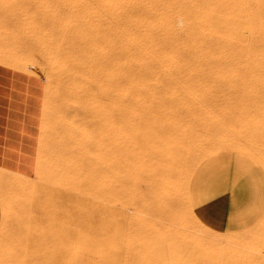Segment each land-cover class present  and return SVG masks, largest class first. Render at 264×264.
<instances>
[{"label":"rangeland","instance_id":"1","mask_svg":"<svg viewBox=\"0 0 264 264\" xmlns=\"http://www.w3.org/2000/svg\"><path fill=\"white\" fill-rule=\"evenodd\" d=\"M263 1L0 0V65L39 77L44 86L43 110L46 109L41 117L40 160L32 174L23 177L0 172V264H175L182 257L226 264L232 257L226 243L195 246L183 239L184 228L199 238L207 232L186 210L187 166L178 171L168 212H164L149 190L157 162L146 158L138 192L142 204L135 212L142 219L136 216L140 221L136 220V214L126 210L116 171L106 172L107 176L93 171L104 158L93 152L100 126L97 119L93 123L86 116L83 102L92 96L102 98V76L112 71L115 83L123 82L128 92V99L117 98V92L113 96L124 110L118 138L123 140L126 131H133L139 121L148 117L169 119L179 113L190 122L185 144L208 148L188 164L193 172L190 186L201 164L224 154L243 156L264 173L256 161L243 154L227 151L211 155L209 150L212 145L235 140L264 148V98H150L157 90V95L163 96L162 90L176 83L186 70L192 77L186 76L184 81L192 82L197 76L209 82L213 92H217L210 76L214 71L235 84L253 74L262 78L258 70L264 66ZM246 21L258 31V47L251 44L254 36L246 34ZM256 59L258 67L253 63ZM164 69L171 75L165 76ZM152 74L157 76L156 81L151 79ZM130 83L135 85L131 91L127 90ZM133 90L142 98H131ZM262 223L264 226V212L246 230L224 233L239 236L255 232L251 247L257 248L264 237Z\"/></svg>","mask_w":264,"mask_h":264},{"label":"bare ground","instance_id":"2","mask_svg":"<svg viewBox=\"0 0 264 264\" xmlns=\"http://www.w3.org/2000/svg\"><path fill=\"white\" fill-rule=\"evenodd\" d=\"M245 2H246V0H245ZM253 2H255V1H253ZM259 4H261V3H259ZM251 7H253V6H251ZM237 9H239V8H237ZM235 18H237V17H235ZM227 21L229 22V20H227ZM232 22H233V20H232ZM230 25L232 26L233 24H230ZM236 25H237V23H236ZM253 27L254 26H252V24L250 22H248V21L244 22V28H245L246 34H248L250 36H254V38L252 39V43L251 44L253 45V47H258L259 42H260L259 41V36H258V31H256L255 29H253ZM226 29H228V28H226ZM222 30H224V29H222ZM236 32H234V34ZM234 34H233V36H234ZM254 34H256V35H254ZM246 37H248V36L246 35ZM212 40H213V38H212ZM222 40L224 41V39H222ZM215 41H216V39H215ZM237 41H239V40H237ZM262 41H264V40H262ZM226 42H228V41H226ZM226 50H228V49H226ZM224 51H225V49H224ZM0 56H1V54H0ZM224 57H225V55H224ZM151 58H153V57H151ZM5 59H4V61H5ZM10 60H12V58ZM202 60H203V58H202ZM7 61H8V59H7ZM14 61H16V60H14ZM18 61L21 63L22 60H18ZM10 63H11V61H10ZM17 63L14 62L15 65ZM253 63L257 67H258V65H260V64L257 65V59ZM1 64H2V62H1ZM6 64H8V63H6ZM19 64L17 66H15V68L16 67H19ZM22 64H23V62H22ZM226 65H228V64H226ZM25 66H27V65L25 64ZM244 67L245 66L243 65V68ZM22 68L23 67H21V69ZM147 68H149V67H147ZM225 68H227V67H225ZM229 68H230V66H229ZM181 69L183 70V68H181ZM18 70H20V68ZM152 70L153 69H151L150 71H152ZM219 71H220V69H219ZM258 71L262 73V75H261L262 78L259 79L258 76H255L253 74V75H250L249 77H246V76L243 77L242 79L239 80V82H236V84L235 83H232L231 81H229L220 72L214 71L210 76H211V79L213 80V82H215V84H216L215 86H216L217 92H213L212 91V86L209 84V82H207L205 80L204 81L203 80H200V78L198 79L197 76H195L193 78V81L192 82L184 81V77H186V76L192 77V73L190 72V70H186V71H183V75L179 74L180 79H178V81H176V83H174L172 86L168 87V89H163L162 90L163 91V96H158L157 95L158 94V90H157V93H151L150 98H161V99L162 98H264V66L261 65ZM26 72H27V70H26ZM120 73L123 74L122 71ZM162 73L165 76H168L170 74V72L167 69H164L162 71ZM200 73H201V71H200ZM94 75H96V72L94 73ZM42 76H44V75H42ZM102 77L105 79V81H103V83L100 84V86H102V95H103L102 98L101 99H95L97 97H95V96H92L91 97L90 96L91 98H88V99H86L83 102V108L85 110L84 112H85L86 116L92 122L95 119H97L98 121H96V122L97 123L99 122V126H100V128L98 127L99 128V130H98V136H99V138H97V140L94 142L95 151H93V152H95V154H96L95 156H97V154H98V155H102L104 158L102 159L103 161L101 162V165L99 167H94L93 168V171L94 172H98V170H99V171L103 172L104 175H106V172H110L112 170L113 171L114 170L116 171V174H118L120 176V181H121L120 182V184H121L120 185V194H121V196L123 198L122 201H123V204H124L126 210H129V211L135 213V212L138 211V209L140 208V206L142 204L141 198H140V196H138V192L140 193V187H141L140 184L142 185V183H143L141 181V173H142V165H143L144 160L146 158H148V157L155 158V162H157V169H156V173H155L154 180L152 182V188L151 189L149 188V190H152V197L151 198H153V200H154L155 204L157 205V207L160 210L164 211V212H168V208L170 206V200H171V198L173 196V193H174V180H175V177H176L178 171L183 166H187L186 167L187 168V172H186V175H187V178H186L187 179V188H186V193H185V204H186L185 206H186V210L189 213V215L191 216V218H193L200 226H204L207 229V232H205L204 235H201L200 234L203 237L199 238V237H197L195 235L196 233L193 234L192 233L193 231L191 232L188 228H184V230L182 229L183 230L182 236H184L183 239L186 238L188 240V242H190L191 245H195V246H207V245L208 246H221V244L223 242L226 243V245L229 246V248H231L230 250H232V255H231L232 257H231L230 260H228V261L225 262L226 264H264V237H263V239L259 240L258 247L257 248L256 247L255 248H252L251 247V245H252L251 243L255 240L254 239V236H256V233L255 232H250L248 234L239 235V236H235L233 233H224V232L221 233V232H217V231H214V230L208 228L205 224H203L197 218V216L195 215V213L193 212V210L191 208V205H190V202H189V187H190V180H191V176H192V173L193 172L192 171L190 172V169L188 167V164L196 156H198L199 153L205 151L208 148L206 146H201V147L195 148V147H192V146H187L185 144V142H186L185 141V139H186L185 138V135L189 131V126H190L189 120L186 119V118H183L181 116V114H179V113L176 114L175 116H173L172 118H169V119H168V117L166 118V117H161V116L148 117L146 119L144 117L145 120L144 121L142 120L143 122L142 121H139V124L134 127L133 131H131V132L126 131L125 132L124 139L122 140V139L118 138V135H119V127H118V124H119L120 117H122V113L124 114V112H123L124 110L121 109V104H118V103L116 104L114 102L113 96L117 92V94H118L117 95V98H125V99L127 98L128 99V97L126 96V93H128V92L125 89L126 87L124 88L123 82L120 83V84H116L115 83V76L112 73V71H108V72L104 73V76H102ZM78 78L81 79V77H78ZM96 78H98V77H96ZM82 79H84V78L82 77ZM151 79L154 80V81H156L157 80V76L154 75V74H152L151 75ZM48 80H50V79H48ZM88 81H90V80H87V82ZM91 82H92V80H91ZM91 82H89V83L91 84ZM49 83H51V82H49ZM133 87H135L134 83H130L128 85V89L127 90H130L131 91ZM223 89H226V93H224V94L222 93V95H221V91ZM238 89H240L239 92H237ZM60 92H59V94H60ZM137 92H138L137 90L135 92L133 90V92H131L132 93V95H131L132 97L131 98H142V95H140V93H137ZM238 93L240 94L239 97H236L235 95H233V94H238ZM47 95H46V98H47ZM99 95H100V93H99ZM49 96H50V94H49ZM60 97H61V95H60ZM46 98H45V100H46ZM45 107H46V104H45ZM143 107H144V105H143ZM45 110H43V111H45ZM45 113H46V111H45ZM127 113H125L126 114L125 116H127ZM54 115L56 116V114H54ZM128 116H129V114H128ZM130 118H132V117H130ZM54 119H52V120L54 121ZM125 119H127V117ZM83 120H84V118H83ZM49 121H51V120L49 119ZM55 121H58V120H55ZM125 121L126 120H124V122ZM127 121H129V120L127 119ZM56 125H55V127H56ZM127 125H128V122H127ZM76 127H78V126H76ZM95 128H96V126H95ZM86 130H87V128H85L84 131H85L86 135H88L87 132H86ZM122 130L125 131V129H122ZM199 143H200V141H199ZM80 144H83V143L80 142ZM209 150H211L210 151L211 152V155H214V154H217V153H220V152L221 153L222 152H227V151H232V152H236V153H239V154H243L245 156H248V157L254 159L264 169V148H261L260 146H253V145H250L248 143L237 142L235 140V142L228 141V142H225V143H222V144L212 145L211 147H209ZM86 153H87V151H86ZM38 160H40V159H38ZM143 176L145 177V174ZM149 202L152 203V201H149ZM173 204H174V202H173ZM150 207H152V206H150ZM149 208H146V209L148 210ZM122 210H124V209L122 208ZM126 210H124V211H126ZM155 211H157V210L155 209ZM140 212H142V211L140 210ZM149 212H150V210H149ZM128 213H130V212H128ZM152 213H154V211ZM135 214H134L135 215L134 218H137L136 216H138V213H135ZM156 214H157V212H156ZM139 218H141V216ZM136 220H138V218ZM138 221H140V220H138ZM156 222H157V220H156ZM133 223L135 225V222H133ZM159 224L161 225L162 223H159ZM128 226H129V224H128ZM263 227L264 226H263V223H262L260 230L263 229ZM136 230H137V228H136ZM147 231H148V229H147ZM150 232H148V233H150ZM211 233H214V234H216V233L224 234V237H221V238H218L217 237L216 238V237H214L215 235L213 236ZM157 236H159V235H157ZM149 237H151V236H149ZM161 238H163V237H161ZM151 247H153V246H151ZM165 248H166V245H165ZM177 249H179V248H177ZM167 250L168 251L171 250V253H175V252H172V249H170L169 247H168ZM174 250H175V248H174ZM181 252H182V250H181ZM5 254L7 255V253H5ZM168 255H170V254H168ZM180 257H182V256H180ZM228 257L230 258V256H228ZM201 258H203V257H201ZM213 263H216L215 260H214ZM175 264H206V263L203 260H200V259H196V258L195 259L194 258L185 259V258L182 257V258H179V259L177 258V260L175 261Z\"/></svg>","mask_w":264,"mask_h":264},{"label":"crops","instance_id":"3","mask_svg":"<svg viewBox=\"0 0 264 264\" xmlns=\"http://www.w3.org/2000/svg\"><path fill=\"white\" fill-rule=\"evenodd\" d=\"M43 97L39 77L0 65V172L32 174L40 144ZM190 202L214 231L246 230L264 212V173L240 155L212 157L193 176Z\"/></svg>","mask_w":264,"mask_h":264}]
</instances>
